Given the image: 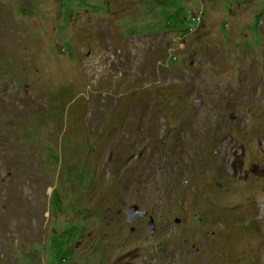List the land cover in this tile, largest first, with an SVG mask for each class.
<instances>
[{
    "label": "rangeland",
    "instance_id": "obj_1",
    "mask_svg": "<svg viewBox=\"0 0 264 264\" xmlns=\"http://www.w3.org/2000/svg\"><path fill=\"white\" fill-rule=\"evenodd\" d=\"M0 264H264V0H0Z\"/></svg>",
    "mask_w": 264,
    "mask_h": 264
},
{
    "label": "water",
    "instance_id": "obj_2",
    "mask_svg": "<svg viewBox=\"0 0 264 264\" xmlns=\"http://www.w3.org/2000/svg\"><path fill=\"white\" fill-rule=\"evenodd\" d=\"M198 104L200 105L201 102H198ZM127 214H128V221L132 224H136L137 222H139L140 220L147 218L149 213L146 210H142L139 206H133L129 209L126 210ZM148 229L149 231L154 234L157 230V225H156V221L154 217L150 218V222L148 225Z\"/></svg>",
    "mask_w": 264,
    "mask_h": 264
},
{
    "label": "built area",
    "instance_id": "obj_3",
    "mask_svg": "<svg viewBox=\"0 0 264 264\" xmlns=\"http://www.w3.org/2000/svg\"><path fill=\"white\" fill-rule=\"evenodd\" d=\"M194 20L198 22L199 20H202V17L200 15H197Z\"/></svg>",
    "mask_w": 264,
    "mask_h": 264
},
{
    "label": "bare ground",
    "instance_id": "obj_4",
    "mask_svg": "<svg viewBox=\"0 0 264 264\" xmlns=\"http://www.w3.org/2000/svg\"><path fill=\"white\" fill-rule=\"evenodd\" d=\"M203 22V20H199L198 23L201 24Z\"/></svg>",
    "mask_w": 264,
    "mask_h": 264
}]
</instances>
